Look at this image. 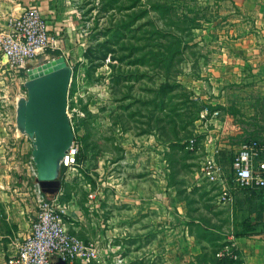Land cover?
Returning <instances> with one entry per match:
<instances>
[{
  "label": "rangeland",
  "instance_id": "obj_1",
  "mask_svg": "<svg viewBox=\"0 0 264 264\" xmlns=\"http://www.w3.org/2000/svg\"><path fill=\"white\" fill-rule=\"evenodd\" d=\"M59 2L66 7V24L52 30L62 49L50 53L64 55L73 67L68 112L75 133V154L56 195L66 208L64 221L85 243L97 242V229L108 228L115 186L142 185L150 200L146 251L126 262L112 263L106 255L105 261L86 264H216L225 246H214L220 242L215 237L206 241L203 226H189L199 209L204 218L206 200L216 202L209 204L210 220L222 219L225 232L264 218V202L255 201L264 188L236 186L231 163L242 144L264 142V95L253 91V70L242 68L239 54L248 45L241 38L257 33L252 15L233 0ZM245 52L250 58L251 51ZM26 77L23 70L0 68V185L36 204L32 139L16 127V102L27 94ZM205 107L208 113L203 117L200 111L196 118ZM212 148L219 150L215 158L225 173L223 184L205 176ZM225 186L246 194L238 210L235 203L220 201ZM178 199L190 206L184 228L176 219ZM190 236L197 239L193 250Z\"/></svg>",
  "mask_w": 264,
  "mask_h": 264
},
{
  "label": "crops",
  "instance_id": "obj_2",
  "mask_svg": "<svg viewBox=\"0 0 264 264\" xmlns=\"http://www.w3.org/2000/svg\"><path fill=\"white\" fill-rule=\"evenodd\" d=\"M59 1L61 0H0V30L6 28L11 16H18L26 8L31 6H39L41 8L51 29H61V27L66 24L64 23L66 20V16L64 15L66 7ZM233 1L238 8L252 15V20L257 30V33H248L241 38V40L248 45H245L242 51H239V54L244 58L242 61V68L245 69L246 67H250L253 70L254 79L251 83L254 86L253 91L255 94L261 91L264 95V0ZM246 50L251 51V55H249L250 58L245 57ZM5 63L6 58L0 52V68L6 65ZM260 84L262 85L260 90L255 88ZM260 143L264 147V142ZM208 150L209 147H207V151ZM259 160L264 161V151L260 155ZM117 163L119 162L115 161L113 164L115 165ZM0 182H2V180ZM111 192L112 201L110 202L112 205L107 212L108 228L103 230L97 229L98 241L96 243L99 247L103 244L106 248L104 251L100 248V259L105 261V256L107 255L110 256L109 260L112 261V263L119 261L126 262L132 258L133 253H137L138 250L146 251L149 245L148 214L150 200L144 192L142 185L139 189L125 185V189L121 190L118 184ZM231 193L233 196L231 203H235L234 205L237 204L239 208L247 201L244 200L246 194L243 193V191ZM209 194H207L206 199L214 195L213 192ZM154 201L156 204H161L160 201ZM255 201H262L263 203L264 196ZM206 202L208 204H205V206H207L208 209L207 211L204 210L206 212L204 218L199 216V210L202 211L199 209L196 213H193L196 217H193V219L189 221V217L186 216V208L190 206L178 199L176 203L178 209L176 219L179 221L178 223L182 221L183 224L179 227H186L184 224L189 221V226L191 227L203 226L211 231H216L226 236V238L221 240L228 242L225 246L234 245V249L240 256V262L243 261L246 264H264V218L252 224L251 227L254 228V230L250 231L248 235L236 237L232 231L227 230L228 232H225L226 227L220 226L222 219H220V223H218L219 220H214L213 218V220H210L213 211L210 210L211 206L209 204L214 203L216 206V202H208V200H206ZM35 213V204L25 201L22 197L19 198L15 192L6 191V189H3L0 185V264H8V260L15 253L18 244L28 236L31 231V222L35 217ZM244 215L246 216L245 213ZM71 225L73 224L69 222V220H66L68 230L76 235L70 230L72 229ZM134 230H136L135 233L133 232ZM188 239L190 249H195L193 246L195 244L197 245L196 237L190 236ZM51 264L69 263L62 260L59 256L54 255L52 256ZM75 264L86 263L84 259H79Z\"/></svg>",
  "mask_w": 264,
  "mask_h": 264
},
{
  "label": "built area",
  "instance_id": "obj_3",
  "mask_svg": "<svg viewBox=\"0 0 264 264\" xmlns=\"http://www.w3.org/2000/svg\"><path fill=\"white\" fill-rule=\"evenodd\" d=\"M56 33L49 26L39 6L28 7L20 15L11 16L6 28L0 30V52L6 56L5 64L9 70L25 71L29 62L36 65L54 58L50 52L62 49ZM207 109L205 107L201 110L203 117L205 112L208 113ZM196 141V138L191 139V149L195 148ZM210 151L211 155L204 162L205 176L223 184L226 182L225 173L215 158L219 150L212 148ZM263 151L264 147L258 140L244 143L238 148L232 163L236 186L264 188V161L259 160ZM74 154L75 142L63 166ZM232 200V193L225 186L220 201L229 203ZM35 206L37 212L31 222V231L18 244L8 264H51L54 255L69 264H75L79 259H84L85 263L99 260L101 249L96 242L85 243L68 230L64 221L66 208L61 205L58 196L49 197L39 187ZM218 256H229L239 260V264H246L240 262L234 245L225 246Z\"/></svg>",
  "mask_w": 264,
  "mask_h": 264
},
{
  "label": "water",
  "instance_id": "obj_4",
  "mask_svg": "<svg viewBox=\"0 0 264 264\" xmlns=\"http://www.w3.org/2000/svg\"><path fill=\"white\" fill-rule=\"evenodd\" d=\"M25 73L27 94L17 98L16 127L32 139L38 186L44 194L56 196L62 188L64 161L75 142L68 112L73 67L59 55L41 64L29 62Z\"/></svg>",
  "mask_w": 264,
  "mask_h": 264
},
{
  "label": "trees",
  "instance_id": "obj_5",
  "mask_svg": "<svg viewBox=\"0 0 264 264\" xmlns=\"http://www.w3.org/2000/svg\"><path fill=\"white\" fill-rule=\"evenodd\" d=\"M136 1H141V0H136ZM171 8V6H165V8H164V11H168L169 12V10H171L170 9ZM173 9V8H172ZM126 25V24H125ZM117 32H119V28H117ZM161 46L162 47H165L166 49H168L167 47H166V45H164V44H161ZM178 51H173V55H175L176 53H177ZM59 54H61L59 51H57L56 52V55H59ZM142 61L144 62L145 61V58H143L142 59ZM201 109L202 108H199L198 109V112H197V117L196 118H199V113H200V111H201ZM188 146V145H187ZM78 159H81V154H80V156H79V158ZM234 159V158H233ZM233 159H232V161H231V163H233ZM64 172H65V166H63V168H62V176L64 175ZM253 193H255V192H253ZM49 197H53V196H50V195H48ZM60 199V198H59ZM235 209L236 210H238L239 209V207L237 206V204H236V206H235ZM252 225V224H251ZM250 225V226H251ZM200 227V226H199ZM204 228V227H203ZM235 230V232H234V235L236 236V237H238V236H244V235H248L249 233H250V231H252V230H254V228H252V227H244V228H242V230H239V229H234ZM204 231H205V234H203V236L204 237H206L205 238V240L206 241H208V242H212V239H214V237H215V241L216 242H218V241H220V242H218V244H216V245H214V246H219V247H224L225 245H227L228 244V242H224V241H221L222 239H224V238H226V236H224V235H221L220 233H217L216 231H211V230H209V229H206V228H204ZM237 252V251H236ZM239 262L237 261V260H234L233 258H231V257H229V256H225V257H218L217 259H216V264H238Z\"/></svg>",
  "mask_w": 264,
  "mask_h": 264
}]
</instances>
